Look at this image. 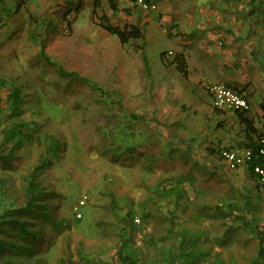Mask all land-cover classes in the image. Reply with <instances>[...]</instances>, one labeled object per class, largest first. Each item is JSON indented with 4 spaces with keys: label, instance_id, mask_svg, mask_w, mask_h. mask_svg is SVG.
I'll list each match as a JSON object with an SVG mask.
<instances>
[{
    "label": "rangeland",
    "instance_id": "rangeland-1",
    "mask_svg": "<svg viewBox=\"0 0 264 264\" xmlns=\"http://www.w3.org/2000/svg\"><path fill=\"white\" fill-rule=\"evenodd\" d=\"M234 1L246 5L251 0ZM17 3L22 6L19 12L10 10L8 17L0 12V20L5 21L0 25V154H9L10 146L2 141L3 130L10 125L11 109L6 99L14 92L22 100V118L29 127L11 162L0 160V186L5 182L9 189L5 194L0 190V218L11 213L21 223L28 219L36 236L32 241L22 235L18 225L3 222L0 238L25 246L27 251L8 247L0 252V264H122L119 252L130 258L128 264H179L176 259L181 263L188 250L204 253L199 264H256L259 241L239 218L264 230V193L244 167L231 168L219 158L224 148L237 150L232 141L226 137L230 145L222 147L220 139L194 138L188 140V152L166 148L152 166L157 171L149 172L144 170L147 164L138 162L154 163L147 149L150 142L140 141L136 148H128L117 126L115 132L121 138L115 140L118 147L111 155L105 154L102 148L108 147L109 141L94 140L77 119L80 92L76 83L65 90L67 77L61 75L59 53L62 42L72 36L66 34L68 25L59 28L41 22L32 27V13L27 10L32 0H0V10H15ZM36 3L48 4L54 12L75 11L71 20L76 19L78 25L98 24L91 17L93 0ZM253 5L260 9L261 2L256 0ZM97 15L100 17L101 11ZM62 22L69 23L65 17ZM159 48L166 45L156 47L152 62L160 60ZM60 104L69 106L72 114L65 113L62 118ZM259 112L250 117L264 130V111ZM47 113L50 118L44 117ZM41 157H48L49 166L40 174L44 192L34 202L31 215L24 211L23 178ZM115 158L120 167L124 160L130 161L124 166L134 172L119 176L116 165L110 164ZM85 167L87 179L82 171ZM171 181L179 182L177 197L169 195ZM79 182L86 184L87 190L98 186L99 192H83L86 189ZM83 193H88L91 201L81 209L83 218L77 220L74 207ZM133 198L138 202H129ZM128 207L132 211L122 214ZM136 219H140L139 224ZM63 220L62 228L56 231L53 224Z\"/></svg>",
    "mask_w": 264,
    "mask_h": 264
},
{
    "label": "crops",
    "instance_id": "crops-1",
    "mask_svg": "<svg viewBox=\"0 0 264 264\" xmlns=\"http://www.w3.org/2000/svg\"><path fill=\"white\" fill-rule=\"evenodd\" d=\"M36 1L32 0L27 9L32 13V27L41 22L59 28L68 25L72 33L62 42L59 53L61 75L67 77L65 90L76 83L80 92L77 119L87 126L94 140L109 141L108 147L102 148L107 155L117 149L115 140L121 139L115 132L117 126L128 148H136L140 141L150 142L147 149L154 163L138 162L147 164L144 170L149 172L166 148L188 152V140L194 138L220 139L224 147L230 145L225 142L228 137L236 148L246 138L244 126L234 113L213 109L207 84L223 83L241 91L251 105L250 115L264 110V0H257L260 9L253 5L256 0L246 5L234 0H153L158 10L151 13L141 10L135 0H115V12L108 10L109 0H100L113 25H129L141 31V39L124 46L99 24L91 22L85 27L71 20L75 11L54 12L50 5H37ZM64 17L69 23L62 22ZM161 45L166 48L158 49L160 60L152 62L151 54ZM168 51L182 57L186 77L176 69L173 58L165 59ZM71 74L77 79L69 77ZM60 105L62 118L65 113L72 114L69 106ZM117 162L110 159L119 176L134 172L124 166L130 161L124 160L121 167ZM82 171L87 179V168ZM79 184L86 189V184ZM98 189L88 188L93 192ZM129 202L138 201L133 198ZM131 211L128 207L122 214Z\"/></svg>",
    "mask_w": 264,
    "mask_h": 264
},
{
    "label": "trees",
    "instance_id": "trees-1",
    "mask_svg": "<svg viewBox=\"0 0 264 264\" xmlns=\"http://www.w3.org/2000/svg\"><path fill=\"white\" fill-rule=\"evenodd\" d=\"M79 4H81V1H79ZM24 6H26V4ZM109 6L113 12L118 10L115 0H109ZM21 8H22L21 3H17L16 5L17 12H19ZM6 10H7L5 11L7 13L6 17H8L12 13L8 8ZM98 11H101L100 17H97ZM91 17L92 20L97 19V22L102 30L106 31L111 36H117L123 46L128 44L131 40H138L143 37L141 31L135 27L129 25H125L124 27H118L113 25L109 17L106 15V13L103 12L102 4L100 0H93V9H92ZM3 24L4 23L0 21V25ZM41 55L42 56L45 55V46L43 44L41 45ZM173 64L176 65V69L181 74H183L184 77L188 75L186 63L184 62L181 56L179 55L176 56L173 61ZM70 76H76V75L71 74L69 75V77ZM234 89L238 91L240 94H242V92L239 91L238 89L236 88ZM6 101L9 103L10 105L9 108L11 109V113L9 115L10 125L3 130L2 143L6 147L10 146V149L8 155L5 156L3 154H0V160L3 163L8 164L11 162V158L15 155L17 149L21 147L22 140L25 137L23 132L24 130H28L29 125L22 118L24 114L23 109H21L22 100L19 98L17 92H14V95L12 94L8 96ZM262 108L264 109V103L262 104ZM250 112L234 113L244 126L246 138L242 142L238 143L236 148L234 147L233 148L235 150L237 149V150L252 151L253 153L252 160L248 163V165L244 166V169L252 178L255 179L259 191L264 193V183L262 182L260 177H258L254 172L255 166L264 165V156L260 155V149H261L260 140L264 138V132H261L257 128L255 121L250 117ZM53 151L54 153H56L58 150L55 149ZM206 151L208 152V149ZM225 151H230V150L224 148V150L220 151L219 153V158H221L224 161L225 158L223 157L222 153ZM48 160H49L48 157L45 158L41 157L39 163L32 169L30 174L23 178L22 191L25 195L24 211L30 213L31 215L34 214L33 211V209L35 208L34 202L39 200L41 194L44 192L43 187L42 186L40 187L39 177L40 174H43V171L46 170L47 167L49 166ZM169 184L171 185L170 187L171 193H169V195H174L175 197H177L176 190L179 186V182L171 181ZM0 190L3 191L4 194L9 190L6 187L5 182L4 183L2 182L0 186ZM19 220L20 219L16 215H12L11 213H9L0 218V226L2 225L3 222H5L6 224L18 225V227L21 228L23 236L29 237L30 239H32V241L35 240L36 234L33 232L32 229H29V226L32 222L30 223V221L26 219L22 221L23 223H21V221ZM239 220L243 222L245 229L250 231L258 239L259 242H258V254H257L256 264L259 263L263 264L264 263V230H261L259 226L251 222H248L244 218L240 217ZM62 222H64V220L60 221L59 224L58 223L55 224L53 221L54 223L53 226L56 227L55 229L56 231L62 228ZM8 247L16 248L20 252L27 251V247L25 246L17 247L16 245L13 244L12 241H5L4 239L0 238V252H2ZM203 256L204 253L197 254L194 251L188 250V254H184L183 257L181 258V263L179 259L176 260L179 264H199ZM119 259L122 264H128L130 262L129 261L130 258L127 257L123 252H119Z\"/></svg>",
    "mask_w": 264,
    "mask_h": 264
},
{
    "label": "built area",
    "instance_id": "built-area-1",
    "mask_svg": "<svg viewBox=\"0 0 264 264\" xmlns=\"http://www.w3.org/2000/svg\"><path fill=\"white\" fill-rule=\"evenodd\" d=\"M136 5L144 12L151 13L158 10V5L153 0H136ZM66 34H69V30L67 29ZM171 58L175 59V53L173 51H168L165 55V59ZM205 90L211 100L213 109L216 111L231 113L251 111L249 100L229 85L211 83L205 86ZM260 144V155L264 156V138L260 140ZM222 155L231 168H236L248 165L252 160L253 153L251 150H236L234 152L225 151ZM254 172L264 183V165L255 166ZM90 201L91 196L88 193H83L81 195L79 202L74 207V215L77 220L83 218L81 209L87 207ZM135 221L138 224L140 223V219H136Z\"/></svg>",
    "mask_w": 264,
    "mask_h": 264
}]
</instances>
